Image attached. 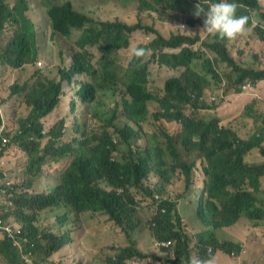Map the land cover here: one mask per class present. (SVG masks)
Listing matches in <instances>:
<instances>
[{
	"label": "trees",
	"instance_id": "obj_1",
	"mask_svg": "<svg viewBox=\"0 0 264 264\" xmlns=\"http://www.w3.org/2000/svg\"><path fill=\"white\" fill-rule=\"evenodd\" d=\"M207 1L199 0V3L207 7L203 5ZM229 2L240 5L237 15H251L255 10L258 13L256 19L264 23V8L259 0ZM196 3L198 0H138V11L145 8L158 13L168 12L169 22L191 13L185 23V27L190 28L200 22L192 15ZM30 4L27 0H0V38L7 29H12L8 42L0 47V66L17 70L30 66L32 81L10 88L9 98L21 96L27 111L26 117L18 121L12 139L26 155L27 165L22 182L17 184L14 170L9 171L6 162L0 164V197L6 196L0 201V215L4 222L11 220L21 228L28 242L19 248L30 252L31 264L35 255L39 257L35 264L49 262L66 246H72L68 257L74 264H103L91 237H79L75 241L67 231L56 235L37 227V211L61 207L71 210L75 218L86 213L104 215L110 226L118 228L125 236L127 244L111 247L105 264H188L194 252L202 256L208 247L239 254V244L231 240L220 244L215 233L229 228L238 219H246L255 227L264 224V185L259 182L260 177L264 178V160L257 165L244 162L246 155L255 149L264 157V114L259 115L255 106L250 109L246 106L242 118L237 115L224 122L219 116L209 119L187 117L183 109L189 105L195 110L205 108L202 97L211 83L209 78L212 82L221 81L214 71L218 64H225L230 69L227 78L233 84L229 83L228 89L245 81L254 86L264 82V65L237 64L224 48L225 40L218 37L214 42L204 44L214 58H203L192 49L199 41L198 36L172 33L162 37L152 27L139 23L129 25L95 19L77 11L71 0H40L36 5L44 8L49 26L46 43L51 63L46 72L36 67L41 45L33 23L25 14ZM252 25L250 20L249 27ZM260 25L254 29L259 40L264 42V30L259 29ZM136 31L154 35L150 43L139 45L150 48L151 55L138 68L134 67L135 61L130 60L126 66H119L117 54L129 47L131 35ZM91 47L99 52V69L94 65ZM258 54L264 55V51ZM201 59L198 66L196 60ZM253 60L260 61L261 57L254 55ZM153 63L180 71V75L170 77L162 89L152 92L147 87V80L149 66ZM78 76L85 80L79 82L75 100L70 103L74 116L70 120L71 128L68 129L66 119H61L45 132L42 120L58 108L63 83L71 86L78 82ZM105 80L122 85L121 101L114 107L128 123L115 125V111H110V116L101 122L97 120L99 114H90ZM234 92L238 94L240 90ZM256 103L253 101L254 105ZM155 104L160 111L151 115L150 106ZM171 109L174 112L170 113ZM152 116L155 120L182 121L181 149L176 147L172 135L160 127L150 130L149 134L142 131L141 124H149ZM2 117L5 118L1 113L0 125ZM140 140L145 141L142 148L138 145ZM10 145L7 142V146ZM0 147L1 158L6 147H2L1 142ZM192 152L197 155L196 160H201L204 176L195 207L201 232L195 236L193 247L183 227L184 219L169 196L181 174L184 193L189 190L191 170L196 161L188 162ZM68 157L71 162L60 175L59 184L40 190L36 180L43 164ZM151 177L157 179L153 184H150ZM140 193L153 205V217L149 222L153 247L149 250L139 248L133 239L140 225L136 200ZM71 211L56 214L60 230L72 224ZM6 234L3 231L0 237L1 259L5 264H25L19 249L4 236ZM173 255L174 259L171 258Z\"/></svg>",
	"mask_w": 264,
	"mask_h": 264
},
{
	"label": "rangeland",
	"instance_id": "obj_2",
	"mask_svg": "<svg viewBox=\"0 0 264 264\" xmlns=\"http://www.w3.org/2000/svg\"><path fill=\"white\" fill-rule=\"evenodd\" d=\"M31 2L29 10L25 13L27 18L33 23L34 28L37 31L39 44L41 45L40 52V61L41 66H37L47 72V67L51 63V57L49 55V45L46 43V31L48 29V21L45 16V10L41 6H37L36 3L40 0H27ZM74 8L81 12L85 13L95 19L102 21H121L129 25L139 23L142 26L152 27L155 29L162 37L167 36L172 33H181L188 36L199 37V41L192 46L194 51H198L199 55H203V58L213 59L214 54L210 53L204 46L207 41L214 42V38L210 35H206L205 31H201L203 24H195L193 27L185 28V31H190L195 35L185 32L183 29L175 26L185 25L186 21L191 17V13L187 17H180L175 22H169L167 20L168 12H155L145 8H140L138 5V0H71ZM150 1V0H147ZM262 7L264 8V0H259ZM178 15V13L176 12ZM205 18L203 15L199 17ZM253 20H256V17H253ZM251 31L244 37H240L235 41L225 42L224 46L228 51L229 55L234 57L235 61L238 64H255L253 56L254 53H260L264 51V42L260 41L257 32L254 27L257 24H261L259 29L264 30V23H252ZM201 31V32H200ZM12 29H7L0 38V47L5 46L11 37ZM154 35L145 34L144 31H136L131 35L130 45L127 49L121 50L117 55V64L119 66H126L130 60V53L133 47L139 46L141 44H148L152 41ZM90 51L95 55L94 65L99 69V63L97 61L99 57V52L96 48H90ZM177 52V50L175 51ZM248 53V54H247ZM247 55V57H246ZM115 59V56H114ZM244 59V60H243ZM201 60H196L198 66L201 64ZM216 73L219 77L222 76L221 81L216 80L207 86L202 97V102L204 109L195 110L192 106H186L183 109V113L189 117L193 118H202L209 119L215 117L214 114L210 113V110H215L219 106H224V113L221 115L224 122H228L235 118L237 115L242 118L244 114V108L247 106L249 109L254 107L255 111L260 114H264V86L258 87L252 85L249 82L250 87L246 90L242 89V84L239 89L241 94L236 95L233 90L238 89V86H232L230 90L227 88L230 86L229 83L233 84V81H229L227 76L230 73V69L225 64H218L215 68ZM180 71L168 70L165 66H159L155 63L150 64L148 69V80L147 87L150 91L156 92L163 88L164 83L167 79L172 76H179ZM31 70L30 66H25L23 69H13L10 67H1L0 66V117L1 113L5 118L2 117L1 125H3L6 130V135L9 138L10 146L6 147L4 157L6 160V168L11 171L15 168L14 179L15 182L21 183L24 177V170L27 165L26 155L17 148L12 139L15 135L14 131L18 129V121L24 119L27 115L25 107H23V98L21 96L9 98L10 88L14 84L22 85L24 83L31 84L30 79ZM85 80L82 76L77 77L76 83H73L71 86L67 83H63V93L60 100V104L57 109L53 111L48 117L42 120L44 130L47 132L50 128L53 127L61 119H66L68 121L67 127L71 128L70 120L74 117L70 110L71 100H75V92L79 89V82ZM123 93V87L120 83L113 84L107 80L102 82L101 90L97 96L95 103L90 109V114H99L97 117L98 121H105L110 116V111H115L117 117L114 120V124L121 126L125 123H128L125 120L123 114L116 110L114 107L115 103L121 101ZM213 98V100H211ZM253 101H256V105L253 104ZM110 108V109H109ZM159 106L151 105L150 114L159 113ZM82 122V119L78 120ZM240 121V119L238 120ZM230 122V121H229ZM251 123L252 120H249ZM91 124V122H89ZM98 125V124H97ZM142 131L148 133L152 129L160 127L166 133L172 135L176 147L182 148L179 143V133H180V124L175 121L170 120H155L152 116V119L149 124H141ZM112 131V129H110ZM249 136V134H247ZM161 141L164 143V139L160 134ZM114 140H117L113 136ZM145 141L140 140L138 142L139 147L144 146ZM197 155L195 153H189V161H195ZM252 161H261L262 157L258 149H255L252 152L251 156ZM71 158H63L58 162L53 160L46 161L42 166V171L40 177L36 180L39 185L40 190H47L57 186L60 182V175L67 168ZM192 180L197 185L201 186V164L200 160L195 161V165L191 170ZM157 181L156 178H150V184H153ZM264 185V178H262V186ZM264 189V187H263ZM29 191L32 192L31 188ZM184 194V181L181 174V178L176 180L172 189L170 191V198L174 202H177L176 209L179 214L184 219L185 232L190 237V246L193 247L194 237L200 233V230L196 229V216H195V207H196V197L193 192H190L187 195V198L183 199L182 195ZM6 196L1 195L0 201H4ZM137 211L138 217L140 220V225L137 228V231L133 234V239L136 242V245L142 249H152L153 243L150 240V231H149V222L153 217L152 214V201L147 199L142 193L137 195ZM64 211H71L65 208H52L49 210L37 211V227L42 230H50L54 234L58 235L64 231H67L71 237L77 241L79 237L84 238L86 236L91 237L90 241L94 244L93 248L100 253V260L105 264V257L111 252V247L113 246H124L127 244L125 236L120 232L118 228H113L106 220V216L101 214H82L78 218L74 217L73 212H70L72 224L62 228H58L56 224V214L58 212L63 213ZM7 223H13V221H6ZM225 230H219L215 233V238L219 243H223L225 240H232L236 244H239L241 248L245 247L247 254L241 253L237 256L238 259L234 260V264H242L245 260H248L251 264H264V226H254L249 223L246 219H238V221ZM72 251V246H66L61 252L54 254L49 262L44 264H74V261L68 256ZM196 252L193 253V255ZM197 254V253H196ZM198 255V254H197ZM202 258L200 255H198ZM245 256V258H244ZM211 258L214 261V264H232V260L228 253L225 251H215L212 255H206L203 259ZM39 261V257L35 255L34 262ZM85 263V262H84ZM0 264H5L0 257ZM27 264H31V261ZM97 264V263H96ZM130 264H137L131 262Z\"/></svg>",
	"mask_w": 264,
	"mask_h": 264
},
{
	"label": "clouds",
	"instance_id": "obj_3",
	"mask_svg": "<svg viewBox=\"0 0 264 264\" xmlns=\"http://www.w3.org/2000/svg\"><path fill=\"white\" fill-rule=\"evenodd\" d=\"M203 5H206L207 7L202 6L198 0V3H196L195 10L192 13V15L196 18L201 17V15H203L205 17V18H201L200 22H199V23L203 24V28L201 31H205L206 35H210L214 39H216L218 37L221 40H225V42L235 41L240 37L246 36L251 31V28L249 27L250 20L252 23H259L258 19H256V20L252 19V17L258 16V13H256L255 10L251 11V15H237V11H238V8L240 7V5H238L235 2H229V0H219V2H211V0H209V2L208 1L204 2ZM175 27H179V28L183 29L184 31L186 28L185 25H179V26H175ZM185 32L190 33L192 35H195L194 33L190 32V31H185ZM224 48H225V46H224ZM151 52H152V50L150 48H147V47H141V46L133 47L131 49V53H130V62L135 61L134 67L138 68V67L142 66L143 60L146 57L151 55ZM232 58L234 59V57H232ZM214 71L216 72L215 69H214ZM208 76L212 77L211 74H208ZM240 86H238V89ZM249 87H250L249 82H244V84L242 85L243 90H246ZM228 90H230V89H228ZM233 92H234V90H233ZM235 94L239 95V94H241V91H240V93H238V94L235 93ZM211 100H213V98ZM162 112L165 113V110L163 109ZM172 112H174L173 109L170 110V113H172ZM187 117H189V116H187ZM191 118H193V117H191ZM176 123L180 124V132H181L182 121L179 120ZM0 142L2 144V147H6L7 142H9V138L6 135V130L4 129L3 125L0 127ZM0 149H1V147H0ZM252 152L253 151H251L248 155H246V157L244 158V162H245L246 158L251 159ZM261 157H262V160H264V157L262 155H261ZM0 161H4V163H5L6 162L5 157H1ZM262 162H260V163H247V162H245V163L249 164V165H254V164L257 165V164H261ZM200 164H201V160H200ZM13 170L15 171V168H13ZM201 175H202V179H203L204 176H203L202 172H201ZM262 178H263V176L260 177V179H259L260 183H262ZM202 179H201V186L197 185L198 182L195 183L192 180V175H191L190 188L187 192H185L182 195V198L186 199L187 195L190 192H193L195 194L196 201H197L199 190L202 187ZM260 189L262 190L261 186H260ZM175 203H176V207H177V202H175ZM261 226H263V225H261ZM183 227H184V225H183ZM196 229L200 230V232H201V229H200L197 221H196ZM184 230H185V227H184ZM193 239H194V243H195V237ZM194 243H193V246H194ZM218 250L219 249H216L214 247H208L206 252L201 256L202 258H200L199 256L194 254L190 257L188 264H214L213 259H211V258L203 259V258H205L206 255H212L215 251H218ZM219 251H222V250H219ZM241 253H244L246 256L247 251H246L245 247L241 248L239 254H235L234 252L228 253L231 260H232V264H234V260L238 259L237 256H239ZM245 256H244V258H245ZM171 258L174 259L175 256L173 255ZM24 262H25V264L29 263V262H26L25 260H24ZM242 264H247L245 259L242 262Z\"/></svg>",
	"mask_w": 264,
	"mask_h": 264
},
{
	"label": "built area",
	"instance_id": "obj_4",
	"mask_svg": "<svg viewBox=\"0 0 264 264\" xmlns=\"http://www.w3.org/2000/svg\"><path fill=\"white\" fill-rule=\"evenodd\" d=\"M41 61H39L37 63L38 66H41ZM1 150V149H0ZM0 164L3 165L4 161H0ZM5 175V173L3 174ZM9 205H11V203H8ZM5 231L7 234L4 235L6 236L9 240L12 241V245L17 247L22 255V258L26 261V262H30L31 260V255L30 252H25L23 249L19 248L21 247L22 243H27V239L24 237L22 230L20 227L17 226L16 223H7L4 222V220L2 219L1 215H0V237L2 236V232Z\"/></svg>",
	"mask_w": 264,
	"mask_h": 264
},
{
	"label": "crops",
	"instance_id": "obj_5",
	"mask_svg": "<svg viewBox=\"0 0 264 264\" xmlns=\"http://www.w3.org/2000/svg\"><path fill=\"white\" fill-rule=\"evenodd\" d=\"M248 54V53H247ZM256 55L257 56H260L261 57V60L260 61H256L255 62V65L257 66V65H264V55H259L258 53H256ZM246 57H247V55H246ZM244 60V59H243ZM220 79H221V77H219ZM256 86H258V87H262V86H264V82H261V83H259V84H257ZM224 106H219L217 109H215V110H210L209 112L210 113H212V114H214V116L215 117H217V116H219L221 119H222V114L224 113ZM263 160H261V161H252V159H250V158H246L245 159V162H247V163H260V162H262ZM196 189V188H195ZM263 226H264V224H262ZM256 226H261V225H256ZM224 232H228L226 229H225V231ZM226 241V240H225ZM232 241V240H231ZM232 242H234V241H232ZM246 261V263L247 264H251L248 260H245Z\"/></svg>",
	"mask_w": 264,
	"mask_h": 264
}]
</instances>
